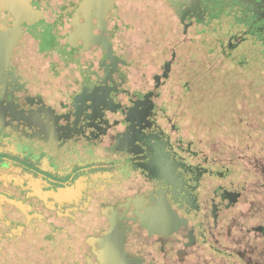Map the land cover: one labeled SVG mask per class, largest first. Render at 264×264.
I'll return each instance as SVG.
<instances>
[{
	"label": "flooded vegetation",
	"instance_id": "af4514ba",
	"mask_svg": "<svg viewBox=\"0 0 264 264\" xmlns=\"http://www.w3.org/2000/svg\"><path fill=\"white\" fill-rule=\"evenodd\" d=\"M209 26L229 57L264 0H0V264L219 255L240 185L183 105Z\"/></svg>",
	"mask_w": 264,
	"mask_h": 264
},
{
	"label": "rangeland",
	"instance_id": "374dc122",
	"mask_svg": "<svg viewBox=\"0 0 264 264\" xmlns=\"http://www.w3.org/2000/svg\"><path fill=\"white\" fill-rule=\"evenodd\" d=\"M211 28L187 36L194 42L187 47L185 118L203 150L230 167L241 195L220 213L219 255L199 254L189 264H264V239L253 229L264 226V76H255L264 66L250 64L241 75L239 54L251 48L240 45L224 57Z\"/></svg>",
	"mask_w": 264,
	"mask_h": 264
},
{
	"label": "trees",
	"instance_id": "16d2710c",
	"mask_svg": "<svg viewBox=\"0 0 264 264\" xmlns=\"http://www.w3.org/2000/svg\"><path fill=\"white\" fill-rule=\"evenodd\" d=\"M249 48V47H247ZM250 50L242 52L239 54V59L237 63L240 66L241 69V75L245 72L246 68L249 67L250 64H253L254 67L259 66L261 68V63L262 66H264V28L261 29H255L253 28V36L251 40V46ZM260 61V64H259ZM255 76L258 78L264 76V70L263 71H258Z\"/></svg>",
	"mask_w": 264,
	"mask_h": 264
}]
</instances>
